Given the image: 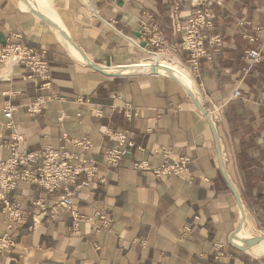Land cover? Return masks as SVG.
Masks as SVG:
<instances>
[{
  "label": "crops",
  "instance_id": "crops-1",
  "mask_svg": "<svg viewBox=\"0 0 264 264\" xmlns=\"http://www.w3.org/2000/svg\"><path fill=\"white\" fill-rule=\"evenodd\" d=\"M49 6L87 63L26 3L0 0V54L20 35V43L44 54L50 75L45 86L11 60L0 63V160L9 157L13 133L22 139L19 152L29 154L64 145L73 151L63 135L88 137L90 152L76 151L87 165L94 161L97 172L79 175L69 187L82 220L76 230L71 211L61 205L63 191L18 185L7 199L25 221L8 231L15 245L0 253V264H264V255L229 242L241 211L228 183L257 238L264 230V54L252 62L246 53L264 52V0H49ZM204 9L222 44L207 47L210 59L193 70L179 48L173 16L184 22ZM143 19L157 27L166 57L190 71L191 90L214 115L218 140L176 81L151 71L116 76L92 67L114 71L151 59L155 47L139 25ZM35 101L42 110L29 116L26 107ZM5 107L13 109L11 130L4 126ZM107 130L133 135L134 147L117 168L102 163L113 146ZM181 158L189 163L178 177L134 169L135 163L154 169L163 159ZM99 212L107 227L88 221ZM5 227L0 203V236Z\"/></svg>",
  "mask_w": 264,
  "mask_h": 264
},
{
  "label": "built area",
  "instance_id": "built-area-1",
  "mask_svg": "<svg viewBox=\"0 0 264 264\" xmlns=\"http://www.w3.org/2000/svg\"><path fill=\"white\" fill-rule=\"evenodd\" d=\"M209 10L196 11L188 20L181 22L176 13H174L175 32L181 35L180 50L188 54V64L196 70L198 62L201 59H210V53L207 47L219 48L222 39L214 33L215 26L209 17ZM146 19L150 17L145 15ZM142 31L149 35L148 42L155 47L152 54L169 53L164 45V40L156 26H150L143 19L139 21ZM21 36L15 35L11 38L9 44L1 51L0 63L11 60L13 64L28 69L30 75L28 79H40L48 85L50 80L49 66L44 54H39L33 49L28 48L25 44L20 43ZM264 54L263 51H249L246 53L248 59L257 62ZM121 69V68H119ZM118 69V70H119ZM122 75L124 73L120 71ZM240 96L239 91L234 92V97ZM42 110V102L35 101L26 107V113L29 116L39 114ZM3 118L6 120L5 127L12 129L13 109L5 107L1 111ZM208 113V112H207ZM214 123V115L208 113ZM104 136L113 143V146L107 149L103 155L102 163L107 168H117L123 158L130 154L134 147L133 135L128 131H110L107 130ZM21 137L13 133L10 135V143L8 144L10 154L5 160H0V203L3 205V213L6 216L5 233L0 236V253L14 247L13 237L8 233L11 229H17L25 221L22 212L11 203L7 197L20 184L36 185L48 192L57 190L63 191L61 197V205L71 211L74 219L73 229H77L78 222L82 221L73 211V196L69 190L74 185L77 178L81 174L93 177L97 172L94 161L89 165L82 160L80 153H88L93 145L88 137H80L71 139L67 135H63V140L73 147V151H69L65 145L59 149L46 148L41 153L29 154L20 153L18 148ZM76 150H79L77 152ZM188 159L181 158L177 162H169L165 159L161 165L152 169L147 163L140 162L134 164L137 171H151L156 178H170L174 176H182L187 172ZM89 222L95 223L99 221L102 227L108 226V220L101 212L96 213L94 218ZM221 246H215L216 251H220ZM220 257L222 254L220 253Z\"/></svg>",
  "mask_w": 264,
  "mask_h": 264
},
{
  "label": "bare ground",
  "instance_id": "bare-ground-1",
  "mask_svg": "<svg viewBox=\"0 0 264 264\" xmlns=\"http://www.w3.org/2000/svg\"><path fill=\"white\" fill-rule=\"evenodd\" d=\"M20 1L26 3L30 7L32 13L34 12L37 15V18L39 20L50 23L49 26L53 29H56L55 33L58 39L71 50V52L79 61L84 62L83 57L77 51V49L72 45V43H70L65 39L64 37V31H66L65 27L62 21L60 20L59 16L57 15V12L52 8H50L49 0H20ZM150 58L151 59H149L148 61L140 63L138 65L130 66L128 68H121L119 70L117 69L114 71L107 70L106 72L116 74L122 71L123 73L132 74V73H140L142 71H151L156 75H161L172 80L174 79L182 83L191 90L194 84L190 71L179 61H177L176 59L167 58L164 54H152L150 55ZM244 218L245 216L244 217L241 216L238 230L236 232L234 231L235 234L231 238L232 242L234 243V245L238 247L250 250L252 255H256V256L264 255V237L255 245L247 248L246 245L247 242L254 238L251 235L250 231L247 229L246 221L244 220Z\"/></svg>",
  "mask_w": 264,
  "mask_h": 264
},
{
  "label": "water",
  "instance_id": "water-1",
  "mask_svg": "<svg viewBox=\"0 0 264 264\" xmlns=\"http://www.w3.org/2000/svg\"><path fill=\"white\" fill-rule=\"evenodd\" d=\"M33 14L37 17V15H36L34 12H33ZM45 23H47V22H45ZM47 24L50 25V23H47ZM64 37H65V39H66L67 41H69L70 43H72L71 40H70V38H69L67 35H64ZM72 45H73V43H72ZM73 46H74V45H73ZM84 62L87 63V61L85 60V58H84ZM92 67H93L96 71H99V72H105V73H106V71H104V69H101V68H99V67L96 66V65H92ZM114 75H116V76H121L122 74H121V73H116V74H114ZM173 80H174V79H173ZM174 81H176V80H174ZM176 82L179 83V84L181 85V87L186 91V93L188 94V96L190 97V99L192 100V102H193V103L195 104V106L199 109V111L201 112V114L203 115V117L208 121V123H209V125H210V127H211V129H212V132H213V134H214V136H215V138H216V140H218V139H217V133H216V130H215V125H214L212 119L210 118L209 114H208L207 111L205 110V108H204V107L201 105V103L195 98V96L193 95L192 91H191L188 87H186L185 85H183L182 83H180V82H178V81H176ZM217 155H218L219 165H221V164H220V150H219V149H218V153H217ZM228 183H229L230 188L232 189V191H233V193H234V195H235V198L237 199V202H238V205H239V209H240V211H241V216L244 217L243 207H242V204H241V202H240V199H239V197H238V195H237V192H236L235 188L233 187V185L231 184V182H230L229 180H228ZM239 222H240V221H239ZM238 227H239V224H238V226H237L236 231L238 230ZM236 231H235V232H236ZM235 232H234V234H235ZM234 234H233V235H234ZM233 235H232V236H233ZM232 236H231L230 239H229V242L231 243V245H232L233 247H235L236 249H238V250H246L245 248H241V247H238V246L234 245V244L232 243V240H231ZM263 237H264V235H263L262 237H257V238H254V239H251L250 241H248L247 244H246V245H247V248H249V247L255 245L256 243H258Z\"/></svg>",
  "mask_w": 264,
  "mask_h": 264
},
{
  "label": "rangeland",
  "instance_id": "rangeland-1",
  "mask_svg": "<svg viewBox=\"0 0 264 264\" xmlns=\"http://www.w3.org/2000/svg\"><path fill=\"white\" fill-rule=\"evenodd\" d=\"M197 98V97H196ZM198 99V98H197ZM247 219H248V222H249V225H247L248 226V230L250 231V233H251V235L253 236V233H252V226H251V221H252V219H251V217L248 215L247 217H246ZM259 230H260V232L261 233H257V234H259L260 236H263L264 235V230H262V229H260L259 228ZM257 236V237H260V236ZM253 238H255L254 236H253ZM247 250V249H246Z\"/></svg>",
  "mask_w": 264,
  "mask_h": 264
}]
</instances>
